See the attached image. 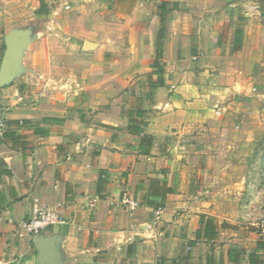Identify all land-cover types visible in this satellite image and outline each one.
I'll return each instance as SVG.
<instances>
[{
  "label": "crops",
  "instance_id": "0c3cea01",
  "mask_svg": "<svg viewBox=\"0 0 264 264\" xmlns=\"http://www.w3.org/2000/svg\"><path fill=\"white\" fill-rule=\"evenodd\" d=\"M33 7L24 35L0 23V264H264L228 201L264 0ZM46 207L61 223L31 235Z\"/></svg>",
  "mask_w": 264,
  "mask_h": 264
},
{
  "label": "rangeland",
  "instance_id": "374dc122",
  "mask_svg": "<svg viewBox=\"0 0 264 264\" xmlns=\"http://www.w3.org/2000/svg\"><path fill=\"white\" fill-rule=\"evenodd\" d=\"M36 1L38 0H0V23L7 24L9 30L12 29L15 35H24L22 30L19 33V30H16L21 27L19 26L21 20L29 23L31 28H38L40 23L36 20L33 7ZM252 18H255V15H251ZM260 23L264 24V21L260 20ZM262 71L260 83L250 86V94L254 100L249 102L251 119L250 125L246 128L251 134L247 143L249 152L248 154L244 152L242 157L240 153L235 154L234 168L230 171L236 178L246 177V184L234 185L231 190L229 188L232 193L228 192L231 194L228 201L232 204L233 210L237 212L242 208L244 214L247 213L248 225L249 223L254 224L253 227L252 225L249 227L255 228L258 235L264 228V119L259 118L258 114L264 107V65ZM243 142L239 140L233 143L241 147L246 144L245 140Z\"/></svg>",
  "mask_w": 264,
  "mask_h": 264
},
{
  "label": "built area",
  "instance_id": "2783aa9c",
  "mask_svg": "<svg viewBox=\"0 0 264 264\" xmlns=\"http://www.w3.org/2000/svg\"><path fill=\"white\" fill-rule=\"evenodd\" d=\"M69 9V7H68ZM6 130L5 124L0 121V137ZM135 209V205L133 206ZM61 223V218L57 211L53 208L46 207L36 210L33 217L26 223V229L31 235H40L44 230L49 227ZM262 236H264V228L262 229Z\"/></svg>",
  "mask_w": 264,
  "mask_h": 264
},
{
  "label": "trees",
  "instance_id": "16d2710c",
  "mask_svg": "<svg viewBox=\"0 0 264 264\" xmlns=\"http://www.w3.org/2000/svg\"><path fill=\"white\" fill-rule=\"evenodd\" d=\"M263 12H264V9H263ZM162 25L164 26V20H162ZM160 57H162V52H163V35L161 33V39H160ZM258 250H264V243L262 242H259V245H258Z\"/></svg>",
  "mask_w": 264,
  "mask_h": 264
},
{
  "label": "water",
  "instance_id": "95a60500",
  "mask_svg": "<svg viewBox=\"0 0 264 264\" xmlns=\"http://www.w3.org/2000/svg\"><path fill=\"white\" fill-rule=\"evenodd\" d=\"M20 45H21V43L20 42H17L16 43V48H19Z\"/></svg>",
  "mask_w": 264,
  "mask_h": 264
}]
</instances>
